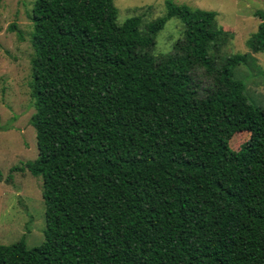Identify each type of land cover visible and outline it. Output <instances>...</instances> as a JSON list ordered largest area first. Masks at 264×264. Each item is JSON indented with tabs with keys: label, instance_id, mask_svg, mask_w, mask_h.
<instances>
[{
	"label": "trees",
	"instance_id": "trees-1",
	"mask_svg": "<svg viewBox=\"0 0 264 264\" xmlns=\"http://www.w3.org/2000/svg\"><path fill=\"white\" fill-rule=\"evenodd\" d=\"M164 3L142 34L113 0H34L38 153L11 171L41 179L44 240L0 244V264H264V108L234 75L251 55L221 53L217 11ZM254 14L246 44L264 53ZM171 17L182 38L156 57ZM237 131L250 136L233 150Z\"/></svg>",
	"mask_w": 264,
	"mask_h": 264
},
{
	"label": "rangeland",
	"instance_id": "rangeland-1",
	"mask_svg": "<svg viewBox=\"0 0 264 264\" xmlns=\"http://www.w3.org/2000/svg\"><path fill=\"white\" fill-rule=\"evenodd\" d=\"M192 8L217 11L219 26L230 32L221 53L225 56L250 54L247 64L234 70L236 78L245 83L249 100L264 108V53L253 52L246 44L257 30L259 18L254 12L264 9V0H173ZM34 0H0V244H12L23 239L27 248L44 240V203L41 179L28 170L11 171L37 157L36 135L30 124L34 112L30 96V42L32 21L29 18ZM117 9L116 21L121 24L129 17L140 18L139 30L147 33V25L162 17L164 0H113ZM15 23V28H10ZM184 26L169 18L155 35L151 52L156 57L172 52L181 40ZM21 39L19 38L20 36ZM200 85L210 77L202 67L194 70ZM248 131L232 134L228 144L233 150L248 140Z\"/></svg>",
	"mask_w": 264,
	"mask_h": 264
}]
</instances>
